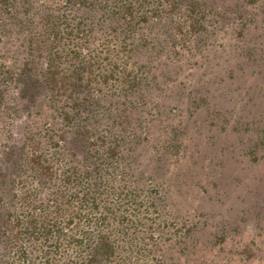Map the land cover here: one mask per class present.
Returning a JSON list of instances; mask_svg holds the SVG:
<instances>
[{
    "label": "trees",
    "instance_id": "obj_1",
    "mask_svg": "<svg viewBox=\"0 0 264 264\" xmlns=\"http://www.w3.org/2000/svg\"><path fill=\"white\" fill-rule=\"evenodd\" d=\"M213 2L0 0V264H264L259 220L207 221L159 170L197 150L183 112L209 108L210 26L264 70V0Z\"/></svg>",
    "mask_w": 264,
    "mask_h": 264
},
{
    "label": "rangeland",
    "instance_id": "obj_2",
    "mask_svg": "<svg viewBox=\"0 0 264 264\" xmlns=\"http://www.w3.org/2000/svg\"><path fill=\"white\" fill-rule=\"evenodd\" d=\"M213 1L217 6H227L231 10L235 3V0ZM225 12L228 14V10ZM225 22L226 18L220 17L214 26H210L213 27L212 33H208L206 38L207 41L218 35L224 38L223 47L218 44L207 45L211 49L208 52L212 57L211 61H217L211 66V77L208 78L209 83H206L207 91L212 96L207 99L209 108L202 106L193 109L191 116L183 112L188 117L185 120L187 124L200 121L201 128L194 130L192 139H189L197 150L167 156L164 165L166 168L159 170H165L176 190L189 193L191 190V194L199 191L205 195L201 202L193 204V200L192 204L199 207V211H204L207 221H231L244 210L248 222L259 220L263 226L264 155L255 154L256 157H252L246 150L254 140L257 127H264V70L258 77L255 72L251 73L250 66L245 67L240 63V57L244 54L235 57L227 54V49L231 48L228 47L229 42L236 43V40H233L230 32L223 31ZM262 25L264 26V22ZM260 37L261 40L254 44V48L261 57L259 56L254 66L262 67L264 35ZM232 48L240 51L237 47ZM229 70L233 73L231 77L226 75ZM202 75L207 80L208 75ZM214 111H218L216 117H212ZM166 120L164 118L158 124H165ZM211 120L213 124L209 123ZM191 144L189 142V146ZM230 261L231 264H248L240 260Z\"/></svg>",
    "mask_w": 264,
    "mask_h": 264
}]
</instances>
